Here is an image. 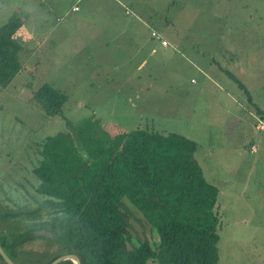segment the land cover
I'll list each match as a JSON object with an SVG mask.
<instances>
[{"label":"rangeland","instance_id":"obj_1","mask_svg":"<svg viewBox=\"0 0 264 264\" xmlns=\"http://www.w3.org/2000/svg\"><path fill=\"white\" fill-rule=\"evenodd\" d=\"M109 1L0 0V26L24 18L21 68L0 86V212L31 211L43 199L33 168L58 131L96 150L137 127L177 132L196 142L194 157L218 188L219 264H264V130L256 127L264 123V0H121L131 16L114 9L126 22L116 37L125 24L112 22ZM152 30L171 42L167 51ZM44 83L66 94L57 114L34 98ZM138 216L130 237L157 240ZM43 217L0 220V228ZM57 248L32 241L14 260L44 264Z\"/></svg>","mask_w":264,"mask_h":264},{"label":"trees","instance_id":"obj_2","mask_svg":"<svg viewBox=\"0 0 264 264\" xmlns=\"http://www.w3.org/2000/svg\"><path fill=\"white\" fill-rule=\"evenodd\" d=\"M23 23L13 14L0 26L1 87L21 68L16 35ZM34 98L54 115L66 94L44 83ZM77 137L68 129L46 137L33 168L34 191L43 199L31 211L0 212V220L12 222L44 212L43 218L0 228V245L13 262L27 243L40 240L58 247L44 264L67 253L80 264H219L218 188L205 179L194 140L137 127L117 136L113 148L96 150ZM134 213L157 240L130 237ZM0 264H7L1 256Z\"/></svg>","mask_w":264,"mask_h":264},{"label":"crops","instance_id":"obj_3","mask_svg":"<svg viewBox=\"0 0 264 264\" xmlns=\"http://www.w3.org/2000/svg\"><path fill=\"white\" fill-rule=\"evenodd\" d=\"M74 1H78V0H74ZM115 2L113 3V1H109L110 2V4L112 5L111 7H110V9H111V14H110V17H111V19H112V22L115 24V25H117V26H119L120 24H122V23H124L125 24V27L124 28H121V27H119V28H117V27H114V30H115V33H114V37H116V36H118L119 34H121V33H123L125 30H126V22H125V19L123 18V17H119L118 16V13L117 12H115V10L114 9H117V10H120V6L121 7H123L124 8V10L125 9H127V6L125 5V4H123L122 2H121V0H114ZM125 3H128V4H130L129 2H128V0L125 2ZM76 6L77 4H76V2H73L72 3V5H71V7L72 6ZM78 7V6H77ZM76 11H80V9H77ZM124 16H131V15H126V13L124 12ZM114 18V19H113ZM152 31H154V30H152ZM160 34V33H159ZM161 35V34H160ZM162 36V35H161ZM120 37V36H119ZM152 37V36H151ZM163 38H165L164 36H162ZM153 38V37H152ZM165 40H167V39H165ZM168 41V40H167ZM169 42V41H168ZM160 44V43H159ZM160 46H161V48L164 50V51H167L171 46H172V44H171V42H169V46L168 47H165V46H163V45H161L160 44ZM141 49V48H140ZM262 114H264L263 112H261ZM252 146V145H251ZM252 148V147H251ZM250 151H252L251 149H250Z\"/></svg>","mask_w":264,"mask_h":264},{"label":"water","instance_id":"obj_4","mask_svg":"<svg viewBox=\"0 0 264 264\" xmlns=\"http://www.w3.org/2000/svg\"><path fill=\"white\" fill-rule=\"evenodd\" d=\"M0 256L2 259L7 263V264H16L13 262L10 257L6 254V252L3 250V248L0 245ZM64 260H72L74 264H80V259L79 257L74 254V253H67V254H62L54 258L49 264H58L61 261Z\"/></svg>","mask_w":264,"mask_h":264},{"label":"built area","instance_id":"obj_5","mask_svg":"<svg viewBox=\"0 0 264 264\" xmlns=\"http://www.w3.org/2000/svg\"><path fill=\"white\" fill-rule=\"evenodd\" d=\"M77 9H78L77 6L72 7L73 11H75ZM125 13L127 14V9H125ZM151 36L154 37L155 39H157L161 45H163L165 47L169 46V42L167 40H165V38H163L158 32L151 31ZM258 121H259V123L256 125L257 129L264 130V123L261 120H258Z\"/></svg>","mask_w":264,"mask_h":264}]
</instances>
